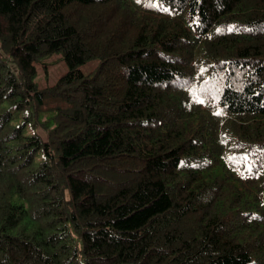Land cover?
Segmentation results:
<instances>
[{
	"label": "trees",
	"instance_id": "1",
	"mask_svg": "<svg viewBox=\"0 0 264 264\" xmlns=\"http://www.w3.org/2000/svg\"><path fill=\"white\" fill-rule=\"evenodd\" d=\"M0 264H264V0H0Z\"/></svg>",
	"mask_w": 264,
	"mask_h": 264
},
{
	"label": "rangeland",
	"instance_id": "2",
	"mask_svg": "<svg viewBox=\"0 0 264 264\" xmlns=\"http://www.w3.org/2000/svg\"><path fill=\"white\" fill-rule=\"evenodd\" d=\"M44 62L47 64V71L44 73V71L40 69L38 77L36 78V83L41 88L53 85L57 79L67 70L66 65L60 55H52ZM96 64L97 60H91L81 66L80 69L84 74H87L95 68ZM41 116L45 117L44 115ZM38 132L44 137L45 134L43 131L38 130Z\"/></svg>",
	"mask_w": 264,
	"mask_h": 264
},
{
	"label": "snow or ice",
	"instance_id": "3",
	"mask_svg": "<svg viewBox=\"0 0 264 264\" xmlns=\"http://www.w3.org/2000/svg\"><path fill=\"white\" fill-rule=\"evenodd\" d=\"M137 2L139 3L140 2V0H137ZM146 6H153V5H151L150 3L148 4V5H146ZM200 102H202V101H200Z\"/></svg>",
	"mask_w": 264,
	"mask_h": 264
}]
</instances>
